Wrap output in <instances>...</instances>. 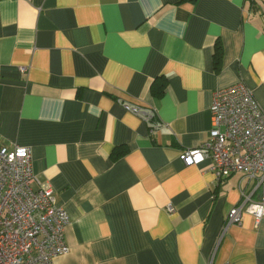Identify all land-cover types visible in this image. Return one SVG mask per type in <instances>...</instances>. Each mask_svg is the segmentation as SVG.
<instances>
[{"label": "crops", "instance_id": "1", "mask_svg": "<svg viewBox=\"0 0 264 264\" xmlns=\"http://www.w3.org/2000/svg\"><path fill=\"white\" fill-rule=\"evenodd\" d=\"M239 82L264 108V1L0 0V143L70 216L54 264H264V217L225 230L253 183L180 159Z\"/></svg>", "mask_w": 264, "mask_h": 264}, {"label": "built area", "instance_id": "2", "mask_svg": "<svg viewBox=\"0 0 264 264\" xmlns=\"http://www.w3.org/2000/svg\"><path fill=\"white\" fill-rule=\"evenodd\" d=\"M130 108L149 124L151 133L162 126L153 108ZM211 115L208 137L184 149L180 159L186 164L210 160L217 178L243 173L253 185L230 209L225 230L241 222L246 212L259 222L264 217V108L252 89L239 82L215 91ZM70 221L52 186L36 174L31 147L0 143V264H54L57 256L70 251Z\"/></svg>", "mask_w": 264, "mask_h": 264}, {"label": "trees", "instance_id": "3", "mask_svg": "<svg viewBox=\"0 0 264 264\" xmlns=\"http://www.w3.org/2000/svg\"><path fill=\"white\" fill-rule=\"evenodd\" d=\"M222 56H223V48L220 42L217 43L216 45V50L214 54V65L216 69H219L220 64L222 62ZM166 86V82L163 85V87L159 90L161 94L164 92ZM114 156L116 157V153H114Z\"/></svg>", "mask_w": 264, "mask_h": 264}, {"label": "rangeland", "instance_id": "4", "mask_svg": "<svg viewBox=\"0 0 264 264\" xmlns=\"http://www.w3.org/2000/svg\"><path fill=\"white\" fill-rule=\"evenodd\" d=\"M260 192H262V190H259V192H258V193H260ZM255 198H258V194H256Z\"/></svg>", "mask_w": 264, "mask_h": 264}]
</instances>
